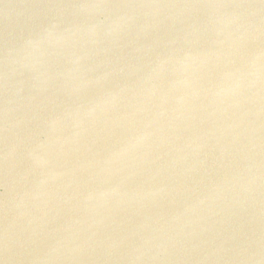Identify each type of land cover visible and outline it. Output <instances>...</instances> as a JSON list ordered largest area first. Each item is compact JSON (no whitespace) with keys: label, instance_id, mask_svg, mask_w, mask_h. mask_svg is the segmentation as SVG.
I'll list each match as a JSON object with an SVG mask.
<instances>
[{"label":"water","instance_id":"water-1","mask_svg":"<svg viewBox=\"0 0 264 264\" xmlns=\"http://www.w3.org/2000/svg\"><path fill=\"white\" fill-rule=\"evenodd\" d=\"M0 264H264V0H0Z\"/></svg>","mask_w":264,"mask_h":264}]
</instances>
